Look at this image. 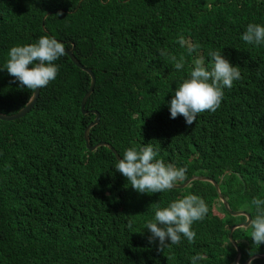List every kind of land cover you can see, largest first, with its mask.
<instances>
[{
  "label": "trees",
  "instance_id": "obj_1",
  "mask_svg": "<svg viewBox=\"0 0 264 264\" xmlns=\"http://www.w3.org/2000/svg\"><path fill=\"white\" fill-rule=\"evenodd\" d=\"M253 22L264 26V0H0V68L12 47L47 35L74 45L96 76L84 113L92 78L68 54L60 57L56 79L40 90L35 106L14 120L0 119V264H192L197 254L204 257L198 264H234L229 234L247 217L230 214L214 184L194 180L141 194L115 169L111 149L87 148L84 132L96 117L92 110L99 111L92 145L107 141L121 154L151 144L157 159L186 166L184 181L213 177L231 208L254 218L251 202L264 199V43L242 39ZM180 35L199 48L189 53ZM212 51L237 66L242 79L224 87L216 112L198 114L191 126L183 116L172 123L167 113L176 88L194 59L213 63ZM172 56L183 58L182 69ZM31 95L0 69V112H17ZM180 137L185 141L176 142ZM189 194L209 209L192 225L194 242L182 237L161 249L158 239L149 240L147 223L155 222L157 207ZM250 232H233L242 261L264 252V243L254 248Z\"/></svg>",
  "mask_w": 264,
  "mask_h": 264
},
{
  "label": "clouds",
  "instance_id": "obj_2",
  "mask_svg": "<svg viewBox=\"0 0 264 264\" xmlns=\"http://www.w3.org/2000/svg\"><path fill=\"white\" fill-rule=\"evenodd\" d=\"M49 14L48 12L46 16ZM244 30L246 31L243 33L242 39L248 44L261 45L264 43V26L253 22L249 23ZM178 42L181 47L187 46L189 53L199 48V45L186 41L183 35L178 37ZM73 47L74 45L71 48ZM66 49L69 48L65 47L55 37L41 36L36 43L12 47L8 53L9 59L3 68L7 69L8 74L15 81H19L21 88L31 91L33 95L29 97L30 102L38 89H43L56 79L59 66L54 61L67 55ZM209 55L213 63L210 66H206L203 58L194 59V67L191 69L189 77L185 78L176 88L174 96L169 102L170 113H167V117L172 123H175L176 117L183 116L186 124L191 126L196 121L198 114L205 111L216 112L224 98V87L230 89L233 87L234 81L242 79L240 69L237 66H233L230 60L221 52L212 51ZM160 56L167 57V50L161 49ZM75 57L77 58V56ZM171 59L175 62V69L180 70L184 67L182 57L177 60L175 56H172ZM77 60L79 59L77 58ZM72 61L80 69L89 73L92 78L91 81H95L96 84V76L91 67L86 66L79 60L82 65L92 70L93 76L73 59ZM110 75L116 77L113 73H110ZM105 102H107V99ZM184 141L185 138L183 137L176 140L179 143ZM158 154L159 149H154L151 144H146L140 149L135 147L126 148L121 154L119 152L118 155L115 154L118 159L115 169L127 178L129 185L133 189L141 194L169 191L178 182H183L186 179L187 168L186 166L177 168L171 163L166 164L163 160L156 158ZM251 203L255 206L256 215L254 218L249 217L250 223L248 227L251 229L249 237L252 239L254 248L257 249L264 243V199L257 198ZM208 211L205 200L195 194H189L174 200L167 207H157L155 222L149 221L146 225V228L151 233L149 240L155 242L158 239L161 249L168 247L170 244L179 245L182 237L192 243L196 237V232L192 230V225L195 221H202ZM128 226L132 228L131 221ZM230 240L237 250L234 264H253L252 261L258 257L256 255H262L260 257L264 258V252H262L261 254L250 255L242 261V252L237 241L233 238V233ZM158 252H160L159 249ZM202 259L204 257L197 254L191 258V261L192 264H198Z\"/></svg>",
  "mask_w": 264,
  "mask_h": 264
},
{
  "label": "water",
  "instance_id": "obj_3",
  "mask_svg": "<svg viewBox=\"0 0 264 264\" xmlns=\"http://www.w3.org/2000/svg\"><path fill=\"white\" fill-rule=\"evenodd\" d=\"M67 52H68V55L70 57H72V59L79 65L81 66L82 68L86 69L88 72L91 73V75L93 76V72L91 69L89 68H86L84 65H82L80 63L79 60H77V58L75 57V55L73 54V50H74V47L73 48H69V49H66ZM94 80V78H93ZM94 85H95V81L92 82L91 86H90V89L85 93V95L83 96L82 98V102H81V108H82V111L84 113H88L89 111L85 108V105H86V102L88 100V98L91 96V94L93 93L94 91ZM39 93H40V90L38 89L37 92L34 94V98L29 102L26 103V105L24 107H22L21 109H19L17 112L15 113H11V114H6V113H3V112H0V119L2 120H14L16 118H19V117H22L24 116L26 113H28L32 108L33 106H35L37 100H38V96H39ZM33 95V94H32ZM92 112H94L96 114V118L90 122L88 124V126L85 128V140H86V145H87V148L89 150H96L98 147L100 146H107L109 147L111 150H113V152L118 155V152L117 150L113 147L112 144H110L109 142H106V141H102V142H99L97 144H94L92 145L90 143V130L91 128H93L95 125H97L100 121V117H101V114L97 111V110H92ZM194 180H206V181H210L212 182L216 189H217V192L219 194V198L220 200L223 202V204L225 205L227 211L234 215V216H246L247 217V220L245 222H239V223H236L234 226H232L231 228V232L229 234V237L232 238V233L235 229L237 228H240V227H245L247 228L248 227V224L250 223V220H249V217H252L250 213H248L247 211L245 210H233L229 204V202L227 201V199L225 198V196L223 195L222 191H221V188H220V183L217 182L214 178L210 177V176H205V175H193L191 176L190 178H188L186 181H184L183 183H177L173 188H185L186 186H188L189 184H191L192 181ZM237 246V245H236ZM258 257L262 256V255H256ZM254 256V257H256Z\"/></svg>",
  "mask_w": 264,
  "mask_h": 264
},
{
  "label": "rangeland",
  "instance_id": "obj_4",
  "mask_svg": "<svg viewBox=\"0 0 264 264\" xmlns=\"http://www.w3.org/2000/svg\"><path fill=\"white\" fill-rule=\"evenodd\" d=\"M216 213H218V210H216Z\"/></svg>",
  "mask_w": 264,
  "mask_h": 264
},
{
  "label": "flooded vegetation",
  "instance_id": "obj_5",
  "mask_svg": "<svg viewBox=\"0 0 264 264\" xmlns=\"http://www.w3.org/2000/svg\"><path fill=\"white\" fill-rule=\"evenodd\" d=\"M252 257V256H251Z\"/></svg>",
  "mask_w": 264,
  "mask_h": 264
}]
</instances>
